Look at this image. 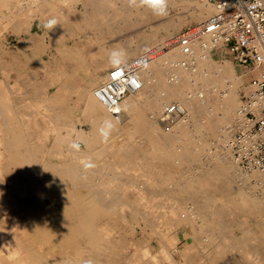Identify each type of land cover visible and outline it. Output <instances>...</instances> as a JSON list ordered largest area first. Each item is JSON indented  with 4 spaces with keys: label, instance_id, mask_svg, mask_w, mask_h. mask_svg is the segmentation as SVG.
<instances>
[{
    "label": "bare ground",
    "instance_id": "obj_1",
    "mask_svg": "<svg viewBox=\"0 0 264 264\" xmlns=\"http://www.w3.org/2000/svg\"><path fill=\"white\" fill-rule=\"evenodd\" d=\"M70 1L73 5L81 1L84 6L80 12L69 6L74 14L71 22L61 16L62 0L57 5L51 0H38V6L34 0L25 13H20L17 5L18 13L13 10L10 15L1 14L2 31L23 34L27 51L4 49L6 35L0 31V264H160L150 254L149 243L137 237V227L149 240L157 238L162 243L159 249L163 258L175 264L168 250L177 248L182 239L177 230L184 222L190 231H184L182 237L190 236L191 241L178 249L183 264H196L194 248L202 243L203 249L206 244H214L210 262L225 257L220 264H264V190L255 195L240 189L233 181L241 176V169L224 155L222 147L213 153L208 148L210 135L222 141L232 124L241 125L242 103L236 100L238 76L234 70L206 54L194 74L201 73L205 94L214 95L208 100L211 103L207 104L206 95L204 99L195 93L184 95L185 90L177 86L189 79L194 81L195 76L180 68L182 76L176 80L166 76L165 81L169 69L163 72L160 66L181 54L180 49L157 55L161 47H154L159 42L154 43L152 35L137 36L135 42L136 38L125 35L127 31L114 40L108 38L116 36L117 13L125 27L132 24L128 16L132 8L136 9L131 14L141 20L146 11L156 15L158 8L149 0H121L120 8L113 7L111 0ZM195 4L193 19L200 22L218 11L214 4L215 8L205 6V2ZM45 11L54 15L55 27L46 33L32 32L34 20L42 22ZM80 22L92 31L93 38L86 44L75 39L67 45L61 35H73ZM47 35L50 44L57 46L56 54L43 60L38 55ZM201 39L209 43V38ZM200 43L195 40L192 48L200 51ZM124 61L150 65L145 72L140 73V69L137 73L140 88L122 98L120 114L115 115L97 98L95 90L107 80L108 67ZM36 67L42 70L41 77L38 69H33ZM183 73L192 76L183 77ZM210 81L214 85L208 88ZM222 83L225 87L220 89L218 84ZM244 92H251L249 86ZM71 94L83 102L80 115L90 124L88 133L74 128L72 117L67 118L72 115L66 103L72 99ZM174 96L186 108V117L168 132L158 130L155 119L158 124L160 110ZM199 114L204 118L198 120ZM122 124L127 126L126 131L120 130ZM124 133V144L115 147L114 138ZM77 138L84 140L85 149L74 145ZM97 155H109L113 160L83 162V157ZM203 158L207 164H202ZM192 163L201 165L193 169L195 174L174 178L181 167ZM253 176L264 179L257 170L241 177ZM138 195L164 197L167 209L142 208ZM182 197H189L193 206H183ZM159 199L147 203L161 205ZM251 215L250 226H243L246 231L240 236L230 235L239 225V217L248 219Z\"/></svg>",
    "mask_w": 264,
    "mask_h": 264
},
{
    "label": "rangeland",
    "instance_id": "obj_2",
    "mask_svg": "<svg viewBox=\"0 0 264 264\" xmlns=\"http://www.w3.org/2000/svg\"><path fill=\"white\" fill-rule=\"evenodd\" d=\"M2 1H5V3H8L7 5L4 3H2L1 2V0H0V18H1V14H4V15H10V14H12V11L14 10L15 11V13H16V11H17V9H16V6L20 9V13H25L26 12V10L28 11V7H30L31 5H28V4H32V1H34V0H20V2H22V3H19L18 2V0H2ZM37 1V5L36 6H38V0H36ZM52 2H55V5H57L56 3H58V0H51ZM63 2H64V4H65V1L67 2L65 5L63 4V3H59L60 5H59V8H60V11H64V15H61V16H63V17H65L64 18V20L65 21H67V22H71V20H69V18H73V16H74V14L71 12V11H69V6H74L75 7V9L76 10H78L79 12L80 11H82V10H84V6L82 5L83 3L81 2V1H77V2H75L74 3V5H73V3L70 1V0H62ZM70 1V2H69ZM15 2V3H14ZM16 2H17V4H16ZM41 2H43V1H41ZM44 2H46V1H44ZM113 2V3H112ZM206 3L205 4V6L206 5H210V6H212V7H214V5H213V1L212 0H165V5H166V7H165V9L163 10V12H161V10L158 8V10H157V13H155L156 15H153V14H150L148 11H146L145 13H144V16H145V19H143V20H141V18L142 17H140V19L138 18V16L137 15H135V14H131V13H134L135 12V9L136 8H132L131 10H133V11H129L128 9V16H130L129 17V19H130V23H132L131 24V26H129L128 25V27H125L124 26V24H125V21H123V20H120L121 19V17L119 16V14L117 13L116 15H114V22H115V24L117 25L115 28H114V30L113 31H116V36H114V35H111L110 37L108 36V38L109 39H111L112 38V40H114L113 39V37L115 38H117L118 36H119V34H121V33H123L124 31H127L126 33H125V35H129V36H132V38L135 40V38H136V40H135V42L137 41V36H139V37H141V38H146L145 37V35L147 36V35H152V37H153V39L154 40H152L154 43H158L159 42V44H154L153 45V42H152V45L154 46V47H157V46H160L161 48H160V50L157 52V55H163V54H165V53H167L168 52V50H170V49H172V48H177V49H179V47L177 46L178 44H177V40H178V38H179V36L183 33V31L186 29V28H192V29H195V28H197L201 23H203L202 21L200 22V21H198V20H196V19H193V14H192V10H193V6H195L196 4L195 3ZM2 4V5H1ZM48 5H49V3H47ZM111 4L112 5H115V6H113V7H118V8H120V6H123L122 5V1L121 0H111ZM6 5V6H5ZM22 7H21V6ZM8 6V7H7ZM125 6V5H124ZM68 7V8H67ZM144 7V3L143 4H140V8H143ZM193 7V8H192ZM49 7L48 6H45V9L47 10ZM127 7L125 6V9H126ZM215 8V7H214ZM22 10V11H21ZM17 13H18V11H17ZM147 13V14H146ZM117 16V17H116ZM146 16H147V19H146ZM43 21L42 22H40L39 21V19L38 18H36L35 20H34V22H33V25H32V27H31V30H32V32H37V33H43L44 31H45V33L48 31V30H50V29H52V28H54L55 27V25H53L52 27H48V24H49V22L50 21H52V20H55V18H54V15L53 14H51V13H49V12H47V11H45L44 12V15H43ZM120 18V19H119ZM136 19H139V22H137V24L136 25H134L133 23H134V21L136 20ZM56 21V20H55ZM121 21V22H120ZM197 21V22H196ZM3 22V21H2ZM121 23H123L122 25L124 26H122L121 25ZM170 24H172V26L170 25ZM78 26H77V28L78 29H76V31H74L73 32V35L70 33H66V35L64 34H62L61 35V39L67 44V45H71L73 42H74V40L76 39H78V43H85L86 41H88V40H90V39H92L93 38V35H92V31L84 24V23H78L77 24ZM122 26V27H121ZM86 27V28H85ZM49 28V29H48ZM123 29V30H122ZM135 29V30H134ZM139 29V30H138ZM3 30V27H2V24H1V22H0V31H2ZM137 30V31H136ZM135 31V32H134ZM3 32V31H2ZM1 32V33H2ZM75 32H77V35L78 36H74V33ZM0 33V35L2 36V34ZM169 33V34H168ZM3 34H5L6 35V39L4 40V42H3V45H2V47L4 48V49H9V50H20V51H27V49H26V47H25V45H24V36H23V34H21V35H15V34H12L11 32H7V33H5V32H3ZM168 34V35H167ZM71 35V36H70ZM134 35V36H133ZM1 36H0V42H1ZM18 37V38H17ZM22 37V38H21ZM22 40V41H21ZM135 42H133L134 44H133V46L134 45H136V43ZM23 43V44H22ZM138 43V42H137ZM86 44V43H85ZM93 46V44H89L88 45V47H92ZM163 46V47H162ZM45 47V48H44ZM57 47V46H56ZM55 44H50V38L48 37V35L46 36V39H44V40H42V51H40L39 52V58L40 59H43V60H49V58H50V56H54L55 54H56V50H55ZM135 47V49H137V47L136 46H134ZM43 49H45V50H43ZM151 48H149L148 50H150ZM140 50V49H139ZM159 53V54H158ZM47 54V55H46ZM200 54V53H199ZM199 54H198V56H199ZM38 56H36L37 58H38ZM37 58H36V60H37ZM211 58H212V60L214 61H216V62H219V63H221V64H227L228 65V67L229 68H231L232 70H234V74H235V76L237 77L238 76V78H237V80H236V100L238 101V102H240V103H242L241 101H243V98H242V95L243 94H245V87H247V85H248V81H249V79H250V77H251V75L252 74H254L255 73V75L257 74V71H253V72H248L246 69H244V68H240V67H238L233 61H232V59H231V57L229 56V55H227V54H224V55H222V54H220L218 51H216V52H214V56H211ZM182 60V56H181V54H177V56L175 57V58H173V59H171V61H169L168 63H161L160 64V66L162 67V69H163V72H166L168 69V71H167V73H169L168 75H165V73L163 74V79L165 80V77L167 76V79L168 80H171V78H173V79H178L179 78V76H182V73L179 71L180 70V68L182 69V67H180V61ZM51 61H52V59H51ZM127 61V60H126ZM125 61V62H126ZM175 61V62H174ZM37 62V61H36ZM125 62H123V63H125ZM169 64V65H168ZM174 64V65H173ZM36 65H38L37 63H36ZM145 65H146V67H145ZM149 65L150 64H143V65H141L140 66V68H139V71H140V69H142L141 71H140V73H143V72H145L148 68H149ZM175 65H176V67L177 66H179V68L177 69L176 67H175ZM143 67V68H142ZM35 71L38 69L37 67L36 68H33ZM108 71H109V69H108ZM150 71V70H149ZM179 71V72H178ZM37 74H38V76L40 75V77L42 76V70L41 69H38L37 71ZM42 72V73H41ZM53 72H50V75L52 74ZM173 73V74H172ZM204 73H205V71H204ZM237 74V75H236ZM173 75H175V76H173ZM172 76V77H171ZM177 76V77H176ZM186 76H187V78H189V77H191L192 75L191 74H186ZM185 75H184V73H183V77H186ZM201 76V73H198L197 72V75H195V77H194V79L195 80H197L199 77ZM202 77V76H201ZM205 78V77H204ZM202 79L203 78H201V81H202ZM213 80H215V79H212V81ZM166 81V80H165ZM198 81H200V80H198ZM194 83V84H193ZM201 83V82H200ZM191 84V85H190ZM212 85H214V82H208V88H211V86ZM219 85V87H220V89H221V87L222 86H224L225 87V84L224 83H222V84H218ZM177 87H179V89L180 90H182V92L184 91V90H190V93H195V96H197L198 98H200V99H204V96L206 95V102H207V104H209V103H211V102H208V100H209V98H212L214 95L213 94H210L209 92H208V94H205V92H206V90H204L203 89V86L201 85V84H197L196 82H193L191 79H189L188 81H187V83L186 82H184L182 85H180V86H177ZM206 87V86H205ZM185 88V89H184ZM195 88H197V89H195ZM47 90L48 91H51V87L50 86H48L47 87ZM185 91V92H186ZM199 93H198V92ZM196 92H197V94H196ZM129 94V93H128ZM128 94H126V95H128ZM125 95V96H126ZM72 97V99H68L67 100V104H68V106L72 109V115H70V116H68L67 118H71L72 117V119L74 120V123H73V126H74V128H78V129H81L82 131H84V132H87L88 133V131H89V129H90V124H89V122L88 121H86L85 119H84V117L83 116H81L80 114H81V109H82V107H83V102H82V100H75V94L73 95V94H71V95H69V97ZM208 97V98H207ZM124 98V97H123ZM177 98H179V97H177V96H174V97H171L170 99H168L167 101H166V103H169V102H171V101H174V100H177ZM211 106V105H210ZM212 109H214V107L212 106ZM211 109V110H212ZM160 112H161V110H160ZM217 112H219L220 113V111H217ZM200 113V112H199ZM201 114V113H200ZM200 114L198 115V120L199 119H203L204 118V116H201V118L199 117L200 116ZM156 120V122H155V124H156V126L158 125L157 124V118L155 119ZM212 120V119H211ZM193 124V123H192ZM123 126L120 128V130H122V131H124L125 129H127V126L125 125V124H122ZM194 125V124H193ZM234 126V124H232L231 125V130H230V132H229V134H228V136L224 139V140H222V141H220L219 139H218V137H217V135H210V137H208V148L210 149V150H212V152L211 153H213L214 151H216V152H218L217 150L219 149V147H220V145L222 146L223 145V143H225L228 139H229V137L232 135V133L236 130V129H239V125L237 124H235V126ZM159 128V129H158ZM124 129V130H123ZM157 129L158 130H161V128L158 126L157 127ZM126 131V130H125ZM126 133H124V135L123 136H117L116 138H114V146L116 147V146H121V145H123L124 144V141H125V139H127V134L125 135ZM211 134V133H210ZM124 136H126V137H124ZM123 137V138H122ZM124 139V140H123ZM80 142V143H79ZM214 142V143H213ZM218 142V143H217ZM220 143H222V144H220ZM74 145L75 146H77L78 147V149L80 148V149H85V143H84V140L83 139H78L77 138V140L75 141V143H74ZM80 145V146H79ZM84 146V147H83ZM218 146V147H217ZM214 148H216V149H214ZM82 149V150H83ZM223 151V153H224V155H226L227 157H228V152H226V150H222ZM107 155H101V156H95L94 158H91V157H83V162H85V161H87V160H89V159H94L95 160V162H97V163H100V164H102L105 160H113V158L111 157V156H107ZM231 160V159H230ZM203 163L202 164H207V160L206 159H202L201 160ZM232 161V160H231ZM233 162V161H232ZM99 165H96V168H101V167H98ZM195 168H194V167ZM201 167V165L200 164H197V163H192V164H190V166L189 165H187V166H183V167H181L179 170H180V174L179 173H174V178H176V177H178V179H180V177H189V175H193V174H195L194 173V171H193V169H196L197 167ZM237 166V165H236ZM238 167V166H237ZM239 168V167H238ZM103 169V168H102ZM239 169H241V168H239ZM184 170V171H183ZM242 174L243 173H246V174H248L247 172H245V170L243 171L242 169L241 170H239ZM239 173V172H238ZM131 176H133V174L132 173H129ZM127 175V176H130V175ZM179 174V175H178ZM242 174H241V176H242ZM191 175V176H192ZM232 176L231 177H233V176H235V174L233 175V174H231ZM122 176H124V175H122ZM126 176V177H127ZM239 177L238 178V180H236V181H233V183H235L236 185H238L239 187H240V189H243V190H245V191H247V192H250V193H254L255 195H260L261 193H262V190H264V187H262V186H264V185H262V184H264V182H262V181H264V179H260V178H258V177H250V178H245V177ZM125 177V176H124ZM247 177V176H246ZM244 178V179H243ZM257 178V179H256ZM177 179V178H176ZM234 179V178H233ZM241 179H243V180H241ZM248 181V182H247ZM260 187H262V188H260ZM246 188V189H245ZM139 197L136 199L137 201H138V204L140 205V207H146V208H151V209H159L158 211H162V210H165V209H167V206L165 207L163 204H165V201H163V199L165 200V198L163 197L162 199H159V198H161V197H156L155 199L157 200V199H159L158 200V202H160L161 203V205L160 204H158V205H153V207L151 206L152 204H151V202H153L155 199H153V197L151 198V196H146V197H141L140 195H138ZM142 199V200H141ZM153 201H152V200ZM200 199H202V200H204L205 199V197H202V194L200 193ZM151 201L150 203H147V201ZM162 200V201H161ZM182 200H184L185 201V204H183V206H186V207H191V206H193V203L190 201L191 199L188 197H182ZM206 200H208V198H206ZM148 201V202H149ZM147 205H146V204ZM151 204V205H150ZM149 205V206H148ZM211 205H212V207H214V206H216L215 204H210V207H211ZM154 206H155V208H154ZM159 207V208H158ZM149 208V209H150ZM161 208H163V209H161ZM244 216V215H243ZM239 217L238 218V223H239V225L238 226H235V228H232V232L230 233V235L231 234H234V235H241L242 233H243V231H246V230H244L245 228H247L248 226H250V223H252V222H250V221H253V215H251L250 217H247L248 219H244V217ZM244 220V221H243ZM244 222V223H243ZM198 223H200V222H198ZM242 226V227H241ZM245 228H244V227ZM240 228V229H236V228ZM243 229V230H242ZM184 231H186L187 233H189V231H190V227H189V225H188V223L187 222H184L182 225H180L179 227H178V230H177V233H178V235L182 238L179 242H178V244H177V248L175 249V248H169V250H168V254H169V256H170V259H172V261L175 263V264H180V262H181V264H183L182 263V257H180V254H179V250L178 249H181L185 244H187L188 242H190L191 241V239H190V236H187V237H185V238H183L182 237V233H184ZM242 231V232H241ZM240 232V233H239ZM229 233V232H228ZM227 233V234H228ZM136 235H137V237H142V238H144V243H149V246H150V254H152V255H154L155 256V258H157L158 260H159V263L160 264H168L167 263V260L166 259H164L163 258V256H162V253H161V251H160V249L159 248H161L160 246H161V244L162 243H159L158 242V240H157V238H151V240H149V238L147 237V235H145V234H143L142 232H141V230L137 227L136 228ZM214 240H217V239H214ZM218 240H220V239H218ZM151 241V242H150ZM203 245H204V243H202ZM198 245V246H196L194 249H195V252L197 253V255H198V258H197V261H196V264H220V262H221V259H223L222 260V262H224L225 260V257H223V258H221L220 259V262H219V260L218 261H216V262H210L209 261V254L210 253H212V250L213 249H215V248H212V247H214V244L212 245V244H206L207 245V247H205V249H203L204 248V246L203 245ZM212 245V246H211ZM211 248V249H210ZM155 249V250H154ZM172 250H174V251H172ZM243 252V251H242ZM192 254H193V252H192ZM230 254H235V252H232V251H230ZM243 255H244V253H242ZM221 255V254H220ZM175 259V260H174ZM176 259H177V261H176ZM178 260H179V262H178Z\"/></svg>",
    "mask_w": 264,
    "mask_h": 264
},
{
    "label": "built area",
    "instance_id": "obj_3",
    "mask_svg": "<svg viewBox=\"0 0 264 264\" xmlns=\"http://www.w3.org/2000/svg\"><path fill=\"white\" fill-rule=\"evenodd\" d=\"M212 1L218 11L197 28H186L179 36L177 46L182 56L179 63L195 76L194 72L202 65L201 57L214 56L218 51L229 55L238 67L248 72L257 71L248 81L251 92L242 95L241 125L220 147L227 150L228 157L245 172L257 170L264 175V0ZM203 37L209 38L208 44L202 41ZM198 39L202 42L200 51L192 48ZM140 66L139 62L113 66L105 83L96 88L97 98L113 114H120L118 106L126 94L140 88L137 75ZM201 78L193 82L201 84ZM185 91L184 95H191L190 90ZM186 114L179 100L171 101L163 106L158 126L168 132Z\"/></svg>",
    "mask_w": 264,
    "mask_h": 264
},
{
    "label": "clouds",
    "instance_id": "obj_4",
    "mask_svg": "<svg viewBox=\"0 0 264 264\" xmlns=\"http://www.w3.org/2000/svg\"><path fill=\"white\" fill-rule=\"evenodd\" d=\"M133 2H134V0H133ZM149 2L152 3L153 5H155L157 8H159L161 10V12H163V10L166 7L165 0H149ZM55 24H56V21L52 20L49 22L48 27H52ZM89 264H90V262H89Z\"/></svg>",
    "mask_w": 264,
    "mask_h": 264
},
{
    "label": "crops",
    "instance_id": "obj_5",
    "mask_svg": "<svg viewBox=\"0 0 264 264\" xmlns=\"http://www.w3.org/2000/svg\"><path fill=\"white\" fill-rule=\"evenodd\" d=\"M125 60H126V59H125ZM124 62H125V61H124ZM120 64H123V63H120ZM118 65H119V64H118ZM115 66H116V65H115ZM112 67H113V66H110V67H108V69H110V68H112ZM108 69H107V70H108Z\"/></svg>",
    "mask_w": 264,
    "mask_h": 264
}]
</instances>
